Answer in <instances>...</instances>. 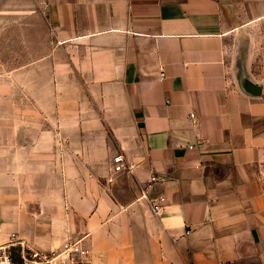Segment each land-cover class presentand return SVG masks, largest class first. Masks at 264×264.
Masks as SVG:
<instances>
[{
	"label": "crops",
	"instance_id": "crops-1",
	"mask_svg": "<svg viewBox=\"0 0 264 264\" xmlns=\"http://www.w3.org/2000/svg\"><path fill=\"white\" fill-rule=\"evenodd\" d=\"M262 43L264 0H0L2 238L264 264V89L239 68Z\"/></svg>",
	"mask_w": 264,
	"mask_h": 264
},
{
	"label": "built area",
	"instance_id": "built-area-1",
	"mask_svg": "<svg viewBox=\"0 0 264 264\" xmlns=\"http://www.w3.org/2000/svg\"><path fill=\"white\" fill-rule=\"evenodd\" d=\"M135 167L136 163L131 162L124 153H117L113 158L114 173L132 172ZM159 179V175H152L149 187H152ZM139 199L147 200L156 215L164 213L168 202L165 195L151 196L148 189L142 190ZM190 232L188 231V233ZM11 238L8 243L0 244V264H92L90 261L91 251L84 239H70L56 249L40 250L29 247L21 239H16L15 233ZM14 246L18 248L19 261H16L12 255L11 247Z\"/></svg>",
	"mask_w": 264,
	"mask_h": 264
},
{
	"label": "rangeland",
	"instance_id": "rangeland-1",
	"mask_svg": "<svg viewBox=\"0 0 264 264\" xmlns=\"http://www.w3.org/2000/svg\"><path fill=\"white\" fill-rule=\"evenodd\" d=\"M241 44L242 46H244V48L246 47L245 50L247 51V49H249L251 44L253 43L250 40H244ZM262 46L264 47V43H262ZM258 50L259 52H257L256 54L257 56L255 57H248V59L247 56L244 57L245 59L241 57L239 59V66H240L239 68L242 76L246 77L248 80L252 81L253 83H257L264 89V49L262 51H260V49ZM4 223H5V219L0 218V244L8 243V241L5 240L6 239L5 237L2 238L3 234L1 227H3ZM11 252L14 259L16 261H19L20 256H19L18 248H16L15 246L11 247Z\"/></svg>",
	"mask_w": 264,
	"mask_h": 264
}]
</instances>
